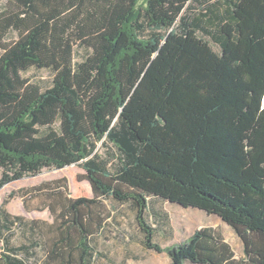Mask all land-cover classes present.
I'll return each instance as SVG.
<instances>
[{
  "label": "trees",
  "instance_id": "trees-1",
  "mask_svg": "<svg viewBox=\"0 0 264 264\" xmlns=\"http://www.w3.org/2000/svg\"><path fill=\"white\" fill-rule=\"evenodd\" d=\"M0 50V189L77 165L94 196L56 190L53 223L6 201L0 264H93L107 198L172 264H264V0H0ZM151 199L218 216L244 257L208 227L162 247Z\"/></svg>",
  "mask_w": 264,
  "mask_h": 264
},
{
  "label": "rangeland",
  "instance_id": "rangeland-1",
  "mask_svg": "<svg viewBox=\"0 0 264 264\" xmlns=\"http://www.w3.org/2000/svg\"><path fill=\"white\" fill-rule=\"evenodd\" d=\"M2 51L0 50V55ZM36 82L49 85L52 75L47 70L28 73ZM86 172L77 165L64 169H46L35 176H27L0 189V206L14 216L27 221L41 220L53 223L54 217L47 208L55 197V191L68 194L69 198H93L91 186L85 180ZM65 187V189L63 188ZM151 210L146 221L155 229L154 241L162 247H173L188 240L196 230L213 228L224 236L237 258L244 257L243 243L234 230L218 216L194 208L151 199ZM104 210V228L92 238L96 251L93 264H172L167 253H157L143 247V233L137 223L135 209L129 204H119L107 198L101 204ZM25 242L22 236L17 237ZM0 245V255L2 253ZM45 259L43 250L37 252V264Z\"/></svg>",
  "mask_w": 264,
  "mask_h": 264
},
{
  "label": "water",
  "instance_id": "water-1",
  "mask_svg": "<svg viewBox=\"0 0 264 264\" xmlns=\"http://www.w3.org/2000/svg\"><path fill=\"white\" fill-rule=\"evenodd\" d=\"M262 106L264 107V95L262 96Z\"/></svg>",
  "mask_w": 264,
  "mask_h": 264
}]
</instances>
